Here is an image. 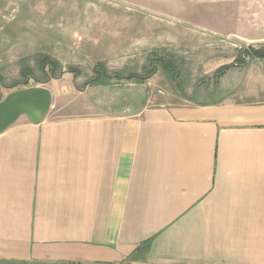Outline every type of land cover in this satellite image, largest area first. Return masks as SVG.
I'll list each match as a JSON object with an SVG mask.
<instances>
[{
	"label": "crops",
	"instance_id": "crops-1",
	"mask_svg": "<svg viewBox=\"0 0 264 264\" xmlns=\"http://www.w3.org/2000/svg\"><path fill=\"white\" fill-rule=\"evenodd\" d=\"M80 2L91 64L264 47V0ZM245 59L181 101L150 102L152 78L43 83L45 116L0 132V264H264V60Z\"/></svg>",
	"mask_w": 264,
	"mask_h": 264
},
{
	"label": "rangeland",
	"instance_id": "rangeland-1",
	"mask_svg": "<svg viewBox=\"0 0 264 264\" xmlns=\"http://www.w3.org/2000/svg\"><path fill=\"white\" fill-rule=\"evenodd\" d=\"M84 3L80 0H0V99L15 90L41 87L60 75L69 79L72 76L73 83L82 87L96 77V66L111 76L109 79L101 76L100 82L111 79L145 82L152 78L149 86L154 94L150 102H155V96L181 101L183 94H191L199 86H214L223 66L235 63L238 57L245 59L242 55L246 46L231 38L211 45L191 41L182 51L164 46L124 50L109 62L91 64L93 58L91 61L87 58V35L67 32L71 28L69 22L85 11L79 8ZM60 54L70 63L61 65L57 61L53 70L49 64L42 63V56L55 59L53 55ZM70 68L74 71H69ZM69 79H65L67 84ZM171 95L178 98L169 99Z\"/></svg>",
	"mask_w": 264,
	"mask_h": 264
},
{
	"label": "water",
	"instance_id": "water-1",
	"mask_svg": "<svg viewBox=\"0 0 264 264\" xmlns=\"http://www.w3.org/2000/svg\"><path fill=\"white\" fill-rule=\"evenodd\" d=\"M51 104L45 87H28L8 93L0 100V132L24 114L31 122H39Z\"/></svg>",
	"mask_w": 264,
	"mask_h": 264
},
{
	"label": "trees",
	"instance_id": "trees-1",
	"mask_svg": "<svg viewBox=\"0 0 264 264\" xmlns=\"http://www.w3.org/2000/svg\"><path fill=\"white\" fill-rule=\"evenodd\" d=\"M245 55L243 58L245 57H249V58H258V59H262L264 60V49L262 48H254V47H245L244 49ZM42 63L44 64H49L51 66V69L53 70L55 67H57L58 62L57 60L50 58L49 56H42L41 57ZM246 59H242L241 57H238L235 61V64L239 65V64H244ZM230 66L232 65H225L222 67V69L220 70V72L218 73V76H220L226 69H228ZM24 69H22L21 74H24ZM69 71H74L73 69H69ZM76 72V71H75ZM94 72H96V77H93L91 79H89L87 81L86 84H91V83H100L99 78L101 76H103L106 79H109L111 76L107 75L106 72L104 70H102V68H98L95 66L94 68Z\"/></svg>",
	"mask_w": 264,
	"mask_h": 264
}]
</instances>
